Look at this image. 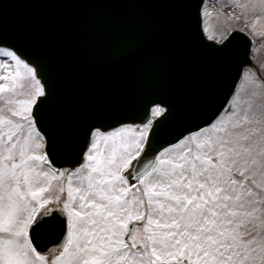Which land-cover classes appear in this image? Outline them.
<instances>
[{"label":"rangeland","instance_id":"obj_1","mask_svg":"<svg viewBox=\"0 0 264 264\" xmlns=\"http://www.w3.org/2000/svg\"><path fill=\"white\" fill-rule=\"evenodd\" d=\"M202 4L206 36L245 31L264 76V0ZM13 53L0 47V264H264V81L252 68L213 124L162 151L129 188L122 170L146 130L93 132L77 173L53 169L30 115L42 87ZM51 198L67 202L70 240L37 254L27 228Z\"/></svg>","mask_w":264,"mask_h":264},{"label":"water","instance_id":"obj_2","mask_svg":"<svg viewBox=\"0 0 264 264\" xmlns=\"http://www.w3.org/2000/svg\"><path fill=\"white\" fill-rule=\"evenodd\" d=\"M201 3L0 0V46L31 65L43 87L31 115L51 166L80 168L94 129L146 126L142 149L122 171L132 186L163 149L213 123L244 67L261 75L245 32L206 38ZM41 216L28 228L34 249L63 245L65 214Z\"/></svg>","mask_w":264,"mask_h":264},{"label":"flooded vegetation","instance_id":"obj_3","mask_svg":"<svg viewBox=\"0 0 264 264\" xmlns=\"http://www.w3.org/2000/svg\"><path fill=\"white\" fill-rule=\"evenodd\" d=\"M64 205V201L61 199L59 202L51 199H46L41 203L40 210L42 212V216L46 217L52 213V210H55V207H59ZM55 206V207H54Z\"/></svg>","mask_w":264,"mask_h":264}]
</instances>
